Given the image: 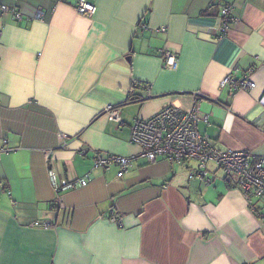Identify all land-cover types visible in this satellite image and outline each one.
Masks as SVG:
<instances>
[{
	"label": "crops",
	"instance_id": "1",
	"mask_svg": "<svg viewBox=\"0 0 264 264\" xmlns=\"http://www.w3.org/2000/svg\"><path fill=\"white\" fill-rule=\"evenodd\" d=\"M77 1L0 0V264H264V199L216 164L211 185L189 178L196 161L94 169L98 152L141 153L136 120L196 103L220 149L263 156L264 0H91L93 16ZM226 7L239 21L221 34ZM50 170L58 186L91 176L57 192Z\"/></svg>",
	"mask_w": 264,
	"mask_h": 264
},
{
	"label": "built area",
	"instance_id": "2",
	"mask_svg": "<svg viewBox=\"0 0 264 264\" xmlns=\"http://www.w3.org/2000/svg\"><path fill=\"white\" fill-rule=\"evenodd\" d=\"M76 9L85 16H93L96 12L91 0H78ZM2 10L12 12L17 18L22 17L15 8L2 6ZM222 13L224 25L218 29V33L221 34L226 33L231 24L239 21L234 17L232 7L224 8ZM142 29L146 30L147 26L143 25ZM163 59L166 66L171 68L177 62V57L171 52H165ZM229 85L233 86L235 91L251 90L256 86L251 80L238 84L233 75H228L221 82L222 87ZM200 96L201 93L195 94L196 102ZM106 113L111 120L121 123V110L109 106ZM200 123H209V116L199 115L197 103L189 111L169 106L148 119L136 120L131 126V142L141 148V153L137 156L124 157L98 152L94 158V169L110 171L115 167L118 169L117 177L123 178L134 167L138 158H144L149 164L156 163L160 158L171 165L196 161L197 166L190 169L189 178H202L207 185H211L213 179L208 177V165L214 163L228 178L237 179V186L250 204L255 199H264V155L259 156L247 150L220 149L212 138L200 133ZM63 140L64 148L67 146V140ZM87 151L88 149L84 153ZM50 176L56 191L59 192L87 186L91 175L64 182L61 186L56 184L55 174L51 170ZM108 219L117 224L121 223V217L116 212H112L111 217L108 215ZM34 226L49 228L50 224L37 221Z\"/></svg>",
	"mask_w": 264,
	"mask_h": 264
},
{
	"label": "trees",
	"instance_id": "3",
	"mask_svg": "<svg viewBox=\"0 0 264 264\" xmlns=\"http://www.w3.org/2000/svg\"><path fill=\"white\" fill-rule=\"evenodd\" d=\"M134 90H135V88H134ZM134 90H133V92L130 94V96L128 98V103H135V102H139V101L141 102L142 101L141 98H139V97H137V96L134 95ZM56 207L57 206L55 205V208ZM111 213L109 214V217H111Z\"/></svg>",
	"mask_w": 264,
	"mask_h": 264
}]
</instances>
